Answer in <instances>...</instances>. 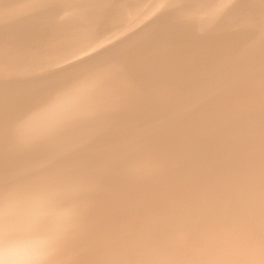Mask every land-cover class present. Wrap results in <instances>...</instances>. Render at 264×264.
I'll return each instance as SVG.
<instances>
[{
	"label": "bare ground",
	"instance_id": "1",
	"mask_svg": "<svg viewBox=\"0 0 264 264\" xmlns=\"http://www.w3.org/2000/svg\"><path fill=\"white\" fill-rule=\"evenodd\" d=\"M53 30L97 39L52 63ZM113 82L79 264H264V0H0V184L14 122Z\"/></svg>",
	"mask_w": 264,
	"mask_h": 264
},
{
	"label": "clouds",
	"instance_id": "2",
	"mask_svg": "<svg viewBox=\"0 0 264 264\" xmlns=\"http://www.w3.org/2000/svg\"><path fill=\"white\" fill-rule=\"evenodd\" d=\"M97 37L53 30L45 38L52 63L87 50ZM79 92L70 105L36 126L14 122L9 133V167L0 184V264H79L104 181L117 162L105 143L109 118L125 104L116 83ZM128 168L139 163L120 161Z\"/></svg>",
	"mask_w": 264,
	"mask_h": 264
}]
</instances>
